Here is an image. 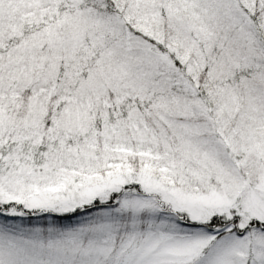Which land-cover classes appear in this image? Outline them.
<instances>
[{"label":"snow or ice","instance_id":"obj_1","mask_svg":"<svg viewBox=\"0 0 264 264\" xmlns=\"http://www.w3.org/2000/svg\"><path fill=\"white\" fill-rule=\"evenodd\" d=\"M0 264H264V0H0Z\"/></svg>","mask_w":264,"mask_h":264}]
</instances>
